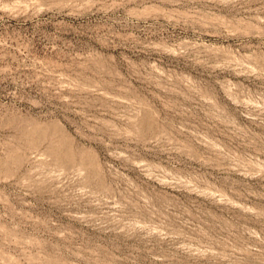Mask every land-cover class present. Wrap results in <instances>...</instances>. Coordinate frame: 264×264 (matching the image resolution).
Masks as SVG:
<instances>
[{
	"label": "rangeland",
	"instance_id": "rangeland-1",
	"mask_svg": "<svg viewBox=\"0 0 264 264\" xmlns=\"http://www.w3.org/2000/svg\"><path fill=\"white\" fill-rule=\"evenodd\" d=\"M0 264H264V0H0Z\"/></svg>",
	"mask_w": 264,
	"mask_h": 264
}]
</instances>
